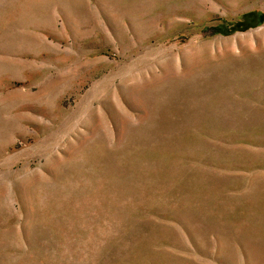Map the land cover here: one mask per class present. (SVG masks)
Returning a JSON list of instances; mask_svg holds the SVG:
<instances>
[{"label": "rangeland", "instance_id": "1", "mask_svg": "<svg viewBox=\"0 0 264 264\" xmlns=\"http://www.w3.org/2000/svg\"><path fill=\"white\" fill-rule=\"evenodd\" d=\"M0 264H264V0H0Z\"/></svg>", "mask_w": 264, "mask_h": 264}]
</instances>
